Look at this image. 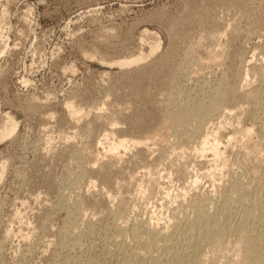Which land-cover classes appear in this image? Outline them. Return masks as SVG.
<instances>
[{"label":"rangeland","instance_id":"obj_1","mask_svg":"<svg viewBox=\"0 0 264 264\" xmlns=\"http://www.w3.org/2000/svg\"><path fill=\"white\" fill-rule=\"evenodd\" d=\"M180 94L205 104L201 132L152 138ZM134 131L152 139L108 160L106 134ZM191 200L219 221L195 264H264V0H0V264H119L103 233L171 228L193 219ZM71 236L81 248L63 251Z\"/></svg>","mask_w":264,"mask_h":264},{"label":"bare ground","instance_id":"obj_2","mask_svg":"<svg viewBox=\"0 0 264 264\" xmlns=\"http://www.w3.org/2000/svg\"><path fill=\"white\" fill-rule=\"evenodd\" d=\"M155 46L153 48V52L150 53L151 55H153L154 52H156L157 50H159V42H155ZM153 45V44H152ZM161 46V45H160ZM153 47V46H152ZM193 51V50H192ZM218 51V50H217ZM142 53V52H141ZM195 53V52H194ZM217 54V53H216ZM190 54H188V57H189ZM192 55V53H191ZM195 54H193L194 56ZM214 55V54H213ZM219 56V54H217ZM149 56V55H148ZM192 56V57H193ZM198 56V54L196 55V57ZM215 56V55H214ZM211 57H212V54H211ZM130 59H126L124 62H121L119 64L123 65L125 67V65H130L132 66L133 64L136 63V65L142 61H145V59L147 58V56L145 57V55H139V56H136V57H129ZM150 58V57H149ZM190 58V57H189ZM213 58V57H212ZM125 59V58H124ZM196 60H199L198 57L195 58ZM195 59H192L194 60V62H196ZM215 59H216V56H215ZM188 60H191V59H188ZM214 60V59H213ZM193 62V61H191ZM208 62V61H207ZM118 63V62H117ZM116 63V64H117ZM145 63V62H144ZM190 63L189 61L187 62V64ZM197 63V62H196ZM118 64V65H119ZM191 64V63H190ZM189 64V65H190ZM194 63H192L191 65H193ZM120 65V67H121ZM142 65V64H141ZM196 65V64H195ZM121 67L124 69V67ZM134 66V65H133ZM129 68V66H127ZM228 86V85H227ZM181 89V88H180ZM198 89V88H197ZM200 89V88H199ZM228 90V89H227ZM174 91V90H172ZM229 92H227V96L224 97V98H229L230 99V95L233 96L234 98L235 97V94L233 91H230L228 90ZM174 93V92H173ZM180 92H177L176 94L174 93L173 95H179ZM254 93V92H253ZM219 94V93H218ZM226 94V93H225ZM256 95V94H255ZM223 97V95H222ZM170 100L173 97L171 95V97L169 96ZM181 98V94H180V97H178V99ZM239 98V97H238ZM166 99V98H165ZM184 99V98H183ZM190 99V98H189ZM188 99V100H189ZM217 99V98H216ZM219 99V98H218ZM169 100V102H170ZM176 100V98H175ZM187 100V101H188ZM194 100V98H193ZM231 100H233V98L231 97ZM167 101V99L165 100ZM178 102V100H176ZM175 101V103L177 104V102ZM179 101H182V98L181 100ZM217 101H221L220 100H217ZM224 101V100H223ZM168 102V104H169ZM172 102V101H171ZM184 101H182V103L180 102V104H177V108L173 111L169 109L170 112H172L170 115H168L169 113H167V117H165L162 121H159V126L158 128H156V130L154 131V133L151 135V132H150V136L153 137H156V136H159L160 135L162 137H167V136H164L167 135L168 131L169 130H172L173 133H176L177 135H182L184 134L183 132L185 131V129L187 128V126H195L197 129H198V132H201V128H202V124L204 123V120H205V117H206V113H207V110L204 108V105L202 104H198V103H183ZM225 102V101H224ZM230 101H228L229 103ZM72 103V102H71ZM70 103V104H71ZM163 103H167V102H163ZM174 103V102H173ZM173 103H170L172 106L175 104ZM215 103V102H214ZM223 103V102H222ZM227 103V102H226ZM231 103V102H230ZM237 103V101H236ZM220 103H215L214 105H212L214 107V110H218L220 107L219 105ZM72 105V104H71ZM75 105V104H74ZM72 105L71 107L68 105L67 108L68 110H70V114L71 116L75 119L77 118H82L83 115H84V109L79 106V108H77V106H74ZM106 105V104H105ZM223 105V104H222ZM211 106V107H212ZM226 106V105H225ZM104 107V106H103ZM107 107V105L105 106ZM168 107V106H167ZM89 108V107H88ZM169 108H173V107H169ZM124 110V108H122ZM126 109V108H125ZM118 110V109H117ZM212 110V109H211ZM114 111V110H113ZM121 111V109H120ZM119 111V112H120ZM220 111V110H219ZM218 111V112H219ZM89 112V111H87ZM116 112V111H114ZM124 112V111H123ZM214 112V111H213ZM69 113V111H68ZM90 113V112H89ZM117 113V112H116ZM122 113V111L120 112ZM88 114V113H87ZM91 114V113H90ZM118 115V114H117ZM120 115V114H119ZM86 116V114H85ZM122 116V115H120ZM71 117V118H72ZM116 117V116H115ZM114 117V119H115ZM72 118V119H73ZM85 118V117H84ZM110 118V117H109ZM117 118V117H116ZM123 118V117H122ZM75 119V120H76ZM100 119V118H99ZM119 119V118H118ZM102 120V119H100ZM99 121V120H98ZM113 121V125H114V120ZM118 121V120H117ZM10 122V121H8ZM116 122V121H115ZM102 123V122H101ZM107 123V122H106ZM118 123V122H117ZM133 123V122H132ZM6 125V124H5ZM116 125V123H115ZM114 125V126H115ZM131 125V124H130ZM138 125V124H136ZM135 126V125H134ZM131 127V128H135V127ZM195 128V129H196ZM137 129V128H136ZM188 129V128H187ZM194 129V128H193ZM5 136H13L15 134V132L17 131V125L16 123H13L11 122V124L7 125V127H5ZM134 130V129H133ZM205 130V129H204ZM114 131V130H113ZM171 131V132H172ZM191 131V129H190ZM132 131H130L131 133ZM137 132V131H136ZM135 133V131H134ZM197 133V131H196ZM246 133V132H245ZM133 134V133H132ZM136 134V133H135ZM201 134V133H200ZM131 135V134H130ZM149 135V134H148ZM249 135V134H248ZM114 136V135H113ZM129 136V135H128ZM128 136H124L122 138H114L112 136H110V132L109 134H106V138H105V141L106 143L109 145V150L108 151V154L107 156H109L110 158H108V160L111 158L116 159V157L118 158H122L119 157L118 153L121 151L120 149H124L126 152L135 147H139V146H145L147 145L148 142H146L147 140L149 139H152L150 136L147 137V136H141L139 133L136 134L133 138V135L132 137L130 138L131 140H127L128 139ZM215 137L212 139V141H210V138L211 136H207L205 137V139L203 140L204 143H203V149L202 151H205L206 149L209 150V151H212V153L214 154V156L216 158H220L221 155H222V152H221V149H220V140L218 137H216V135H214ZM247 136V135H246ZM161 137V138H162ZM213 137V136H212ZM133 138V139H132ZM173 138V137H172ZM235 138V137H234ZM164 139V138H163ZM165 140V139H164ZM168 140V139H167ZM222 140V139H221ZM156 141V140H155ZM182 141V140H181ZM87 148V147H86ZM120 150V151H119ZM90 151V150H89ZM162 151V150H161ZM201 151V152H202ZM94 152V151H93ZM107 153V152H106ZM164 154V152H162ZM161 153V154H162ZM93 154V153H92ZM126 154V153H125ZM162 154V155H163ZM166 154V153H165ZM91 155V154H90ZM117 155V156H116ZM160 155V154H159ZM167 156V155H165ZM117 158V162L120 160H118ZM162 158V156H161ZM160 158V159H161ZM222 158V157H221ZM148 159V158H147ZM160 159H157L158 161ZM164 159V158H163ZM107 160V159H106ZM122 160V159H121ZM141 160V159H140ZM150 160V159H149ZM113 161V160H112ZM111 161V162H112ZM113 161V163H114ZM170 161H173V160H170ZM146 162V161H145ZM164 162V161H163ZM168 162V161H167ZM218 162V161H217ZM104 163L105 160H104ZM144 163V162H143ZM171 162H168V164H170ZM173 163V162H172ZM178 163H176V166H177ZM111 165V164H110ZM146 165V164H145ZM152 165V164H151ZM149 166V167H152L153 166ZM167 165V164H166ZM175 164H172L171 166L172 167H175L174 166ZM180 166V164H178ZM113 166V165H112ZM158 166V165H156ZM155 166V167H156ZM170 166V165H168ZM170 166V167H171ZM182 166H185V165H182ZM187 166V165H186ZM177 167L178 169V172L180 175H182V177H185L183 175L186 174V177H187V171L186 169H188L187 167ZM159 167V166H158ZM167 167V166H166ZM169 167V168H170ZM176 168V167H175ZM173 169L175 170V172L177 173L176 169ZM101 169V168H100ZM150 169V168H148ZM104 170V169H103ZM109 170V169H108ZM151 170V169H150ZM149 171V170H148ZM152 171V170H151ZM170 172H168L169 174L171 173V170H168ZM110 172V171H109ZM174 172V173H175ZM129 173V172H128ZM127 173V174H128ZM149 174H151L152 176V173L151 172H147ZM175 173V174H176ZM131 174V173H130ZM129 174V175H130ZM133 174V173H132ZM148 174V175H149ZM154 174V173H153ZM87 175V173H86ZM168 174L166 173L165 176H167ZM179 175V177H180ZM85 176V175H84ZM132 176V175H130ZM129 176V177H130ZM172 176V173L171 175ZM133 177V176H132ZM130 177V178H132ZM159 177V175H158ZM161 177V176H160ZM163 177V176H162ZM178 177V175H177ZM185 177V178H186ZM87 178V177H86ZM150 178V176H149ZM155 178V177H154ZM170 178V177H169ZM172 178V177H171ZM102 179V178H101ZM133 179V178H132ZM162 179V178H160ZM181 179V178H180ZM107 180V179H106ZM104 180V183L105 181ZM111 182V181H110ZM122 182L125 183V181L123 180ZM127 182V181H126ZM130 182V181H129ZM149 183V186L148 188L146 189L147 191H150L151 189L153 190V188L155 187V185L157 184V181L154 182L153 179H148L147 181ZM106 183H108L106 181ZM105 183V184H106ZM117 183V182H116ZM195 183L198 184L197 180L195 181ZM115 184V183H114ZM118 184V183H117ZM122 184V183H121ZM126 184V183H125ZM124 184V185H125ZM119 185V184H118ZM112 186V184H111ZM115 186V185H114ZM157 186V185H156ZM78 187V186H77ZM107 187V185H106ZM119 188V187H118ZM117 188V189H118ZM78 189V188H77ZM113 190V189H112ZM106 192V195L109 196L111 190L107 188H105V190H103ZM114 192V191H113ZM113 192H111L113 194ZM111 194V195H112ZM166 195L167 196H170V193L169 192H166ZM73 196V195H72ZM76 197V196H75ZM117 198V197H116ZM79 199V198H78ZM195 199V198H194ZM198 199V198H197ZM124 202V201H123ZM125 203V202H124ZM192 204V207L194 206L195 207V211H194V217L192 220L190 219H185L183 218L184 221L180 222L182 218H180L178 224H175L174 226H172L171 228L169 227H161L159 226V224H157L158 226H155V223L153 224L152 222H144V224L140 225L138 223H136L134 225V227L132 229H128L127 227H125L124 225H118L119 228L117 227V231L114 233L113 236H111L110 238L106 237V235L104 236V233H103V236H101V240H102V243L103 244H99V245H103L105 249V252L111 256L109 257H113V256H116L117 258H119L118 260L120 261L119 264H195L197 261H199L198 259V255H199V251L200 249L205 246L206 242L209 241L211 235H212V231L214 230L213 228L218 225L216 223H218L219 221H217L218 219H216V215L215 214L214 216H211V215H208L206 214L204 211H203V207H202V200H200V202L198 201H193L191 200L190 204ZM124 205V204H123ZM122 205V206H123ZM125 207V206H124ZM128 207V206H127ZM223 207H226V203L222 202V209ZM260 207V206H258ZM257 207V209H258ZM120 208V207H119ZM221 208V207H220ZM85 209V208H84ZM83 209V210H84ZM260 209V212L258 214V217L262 222H264V212L261 211V207L259 208ZM121 211H119L122 215H125V210L126 209H120ZM205 210V209H204ZM225 210V208H224ZM259 211V210H258ZM256 211V212H258ZM256 212H253V213H256ZM119 214V213H118ZM257 214V213H256ZM120 215V214H119ZM121 215V216H122ZM176 214H174L175 216ZM219 215V214H218ZM249 215V214H248ZM252 215V214H251ZM216 216V217H215ZM250 216V215H249ZM178 217V216H176ZM253 217V215H252ZM179 218V217H178ZM187 218V217H186ZM218 218V217H217ZM257 219V218H255ZM174 220V219H173ZM26 223V222H25ZM217 227V226H216ZM215 227V228H216ZM262 227H264L262 225ZM169 228V229H168ZM260 232V231H258ZM101 234V233H100ZM78 237V236H77ZM83 236H79L78 238H73L72 236L70 237V240H64L62 239V249L63 251L66 250L68 248V246H72L73 248H81L82 246V242H81V238ZM262 237V236H261ZM73 238V239H71ZM100 238V237H99ZM259 238V237H258ZM258 238H256L258 240ZM255 239V240H256ZM260 240H262L261 238H259ZM94 243V242H93ZM254 244H256L257 242H252ZM259 243H263V242H259ZM81 244V246H80ZM260 245V244H258ZM69 246V247H70ZM97 246V245H96ZM71 247V248H72ZM95 247V246H94ZM207 247V246H206ZM74 248V249H75ZM61 249V250H62ZM73 249V250H74ZM84 249V248H83ZM255 249V247H252V246H249L248 249H247V253L246 254H249L251 252H253L252 250ZM72 250V251H73ZM92 250V249H91ZM88 251V250H87ZM75 253V251H74ZM75 255V254H74ZM114 257V258H116ZM83 259V258H82ZM110 259V258H108ZM245 259V258H244ZM69 262H70V259L68 258ZM67 260V261H68ZM76 260V259H75ZM73 261V260H72ZM117 261V260H116ZM246 261V260H245ZM69 264V263H68Z\"/></svg>","mask_w":264,"mask_h":264}]
</instances>
